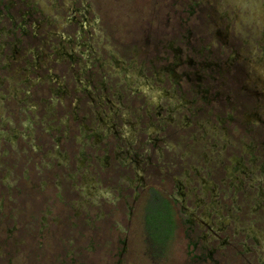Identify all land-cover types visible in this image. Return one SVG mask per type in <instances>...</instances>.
Segmentation results:
<instances>
[{
  "label": "rangeland",
  "instance_id": "1",
  "mask_svg": "<svg viewBox=\"0 0 264 264\" xmlns=\"http://www.w3.org/2000/svg\"><path fill=\"white\" fill-rule=\"evenodd\" d=\"M261 118L264 0H0V264H261Z\"/></svg>",
  "mask_w": 264,
  "mask_h": 264
},
{
  "label": "flooded vegetation",
  "instance_id": "2",
  "mask_svg": "<svg viewBox=\"0 0 264 264\" xmlns=\"http://www.w3.org/2000/svg\"><path fill=\"white\" fill-rule=\"evenodd\" d=\"M215 96H217L218 98H220L221 100L223 99L222 97H223V93H222V91H220V90H217V91H215V94H214ZM217 97H215V98H217ZM251 107H253V106H248V105H246L245 106V108H247V112L250 110H252L251 109ZM235 110V109H234ZM189 111H191L190 109H189ZM247 112H246V114H247ZM191 115H193L194 116V114L193 113H191ZM185 118V117H184ZM191 119L193 118V117H190ZM173 119V118H172ZM171 119V120H172ZM260 121H258V123H256L255 125L257 126V125H259L260 123L261 124H264V120H263V118H261V119H259ZM222 123H224V121H222ZM186 126H190L189 124H187ZM202 126H204V124L202 125ZM204 129H206V131L208 130V128L207 127H205L204 126ZM251 130H253V128L251 129ZM205 131V130H204ZM132 142H134V140H132ZM132 142H131V144H132ZM262 149V148H261ZM130 152H132V149L131 150H129V157L131 158V160H132V162H133V164H134V166H136V168H137V175L135 176V179L134 180H132L130 183H131V185H134L135 186V183L137 184V181L139 182L140 180H142V176H143V171L144 170H142V167H141V159H139L140 158V156H138L137 157V159L136 160H134V158H133V156L130 154ZM135 152V151H134ZM136 153V152H135ZM251 154V162H249L251 165H248L247 163H245L246 164V167H244V168H241V169H238V167H237V164H239L240 162H238V161H236V159H234V158H231L230 159V162L232 163V164H236V167H232V168H234V169H236L237 168V172H239L240 174H244V175H246V174H249V176L251 175L252 176V174L253 173H260V175H262L263 177H264V159L261 157V156H259V155H253L252 153H250ZM249 155V154H248ZM262 163H261V162ZM127 162H130L129 160L127 161ZM259 163V164H258ZM129 165V163L127 164L126 163V166H128ZM103 168H106V167H104L103 166ZM248 168V169H247ZM195 170V169H194ZM231 170H233V169H229L228 170V172L229 171H231ZM139 171V172H138ZM189 173H187V172H185L183 175H188ZM195 176V175H194ZM247 176V175H246ZM195 178H199V177H197V176H195ZM194 178V179H195ZM229 178V177H228ZM231 178V177H230ZM202 180L201 179H198L197 181L195 180V182L197 183L198 182V184L201 182ZM261 181V180H260ZM262 181L264 182V180L262 179ZM240 182V187H242L243 186V181H242V179H241V181H239ZM202 185V184H201ZM253 185V184H252ZM214 187H215V189L213 188V187H211L210 189L208 188V187H204L203 189H204V192H203V194L205 195V197H206V194L207 193H209V192H211V197H210V199H211V201L209 202V208H214L215 210H216V208L219 206V204H220V201H221V199H220V201H216L215 199H216V197L218 198V195H219V191L217 192V186L216 185H213ZM260 186H258V188H259ZM175 188H177L178 189V191H176V192H174V194H171V196H169L170 197V199H171V201L173 202V203H176V202H181L178 198H177V195H178V193H180L181 191H180V188L182 189V187H175ZM243 188V187H242ZM152 189H156L157 191H159L158 189H157V187H155V186H153V187H150L149 188V192L152 190ZM194 189H196V188H194ZM206 189H209V190H206ZM215 191V193H213ZM105 192H110L109 190L107 191H105ZM160 192V191H159ZM161 193V192H160ZM102 194V193H101ZM162 194V193H161ZM176 195V196H175ZM149 196H150V194H149ZM136 199H138L137 197H135ZM169 199V198H168ZM169 199V200H170ZM171 202V203H172ZM173 203H172V205H173ZM262 203V202H261ZM186 202L185 203H183V206L185 207V209L186 210H188L189 212H190V214L191 215H193V216H195V212L193 211V210H191V207H186ZM199 206L196 204V207H195V209L196 208H198ZM216 207V208H215ZM261 207H259L258 206V209H260ZM263 208H264V206H263ZM229 209V211L231 212V214H233V211H232V209L231 208H228ZM239 209H241L240 207H237V210H239ZM242 210V209H241ZM230 219H233L231 216L229 217ZM237 220V218H235V221ZM191 221H193V219H190V220H188V222L189 223H191ZM223 222V221H222ZM221 222V223H222ZM228 222H229V220H228ZM258 222H260V224H262L263 226H264V218H260L259 220H258ZM202 223V227L203 228H205V230H206V228H208V230H206V231H204V234H203V236H204V238H207L208 240H216V239H220V241H221V243H225V244H231V243H237L238 241L236 240V239H233V240H231L230 239V236L229 235H226V236H222L221 234H219L220 232H222V230L223 229H225V227L224 228H221V229H216L215 227H213V226H211L210 224H208V223H206V222H204V221H202L201 222ZM223 224H225V226H228V224H227V222H223ZM249 238H250V236H248ZM252 238H254V242L252 243V246H251V248L252 249H254L258 254H259V256L261 257V259L263 260V261H261V264H264V238H262V239H260V237H257V236H253ZM245 243H247V242H245ZM246 248H248L247 246H246Z\"/></svg>",
  "mask_w": 264,
  "mask_h": 264
},
{
  "label": "trees",
  "instance_id": "3",
  "mask_svg": "<svg viewBox=\"0 0 264 264\" xmlns=\"http://www.w3.org/2000/svg\"><path fill=\"white\" fill-rule=\"evenodd\" d=\"M145 218H147L152 225V227H150L151 230L152 228H157L155 231L157 232L156 234H158V237L153 238L154 241L150 240V243L152 246H157L158 244L162 245L164 243L163 241H165L169 235L171 236L173 232L175 218L172 203L156 189L150 191V196L146 204ZM156 255V257L159 258L163 256V254L160 253Z\"/></svg>",
  "mask_w": 264,
  "mask_h": 264
}]
</instances>
